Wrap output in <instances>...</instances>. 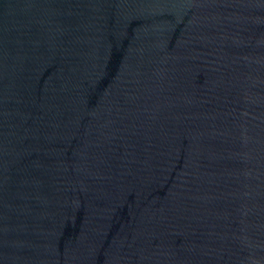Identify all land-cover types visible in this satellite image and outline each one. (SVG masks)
<instances>
[{"label":"water","instance_id":"water-1","mask_svg":"<svg viewBox=\"0 0 264 264\" xmlns=\"http://www.w3.org/2000/svg\"><path fill=\"white\" fill-rule=\"evenodd\" d=\"M0 264H264V0H0Z\"/></svg>","mask_w":264,"mask_h":264}]
</instances>
